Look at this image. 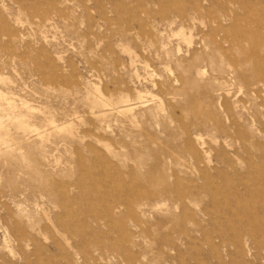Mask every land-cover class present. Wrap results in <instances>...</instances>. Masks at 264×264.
Returning <instances> with one entry per match:
<instances>
[{"label":"rangeland","instance_id":"1","mask_svg":"<svg viewBox=\"0 0 264 264\" xmlns=\"http://www.w3.org/2000/svg\"><path fill=\"white\" fill-rule=\"evenodd\" d=\"M0 128V264H264V0H0Z\"/></svg>","mask_w":264,"mask_h":264},{"label":"bare ground","instance_id":"2","mask_svg":"<svg viewBox=\"0 0 264 264\" xmlns=\"http://www.w3.org/2000/svg\"><path fill=\"white\" fill-rule=\"evenodd\" d=\"M127 47H128V46H127ZM124 49H125V48H124ZM133 54H134V53H133ZM127 55H128V54H127ZM2 77H3V76H2ZM135 77H136V76H135ZM5 79H6V78H5ZM5 82H6V81H5ZM4 84H5V83H4ZM147 85H148V84H147ZM97 92H98V91H97ZM3 99H4V97H3ZM7 101H8V100H7ZM7 101H6V103H8ZM15 118H16V117H15ZM21 118H22V117H21ZM6 119H7V118H6ZM27 120H28V119H27ZM16 121H17V120H16ZM29 121H30V120H29ZM22 122H23V121H22ZM24 124H25V122H24ZM24 124H23V125H24ZM22 127H23V126H22ZM26 127H27V126H26ZM23 129H25V128H23ZM2 131H3L2 128H0V134L2 133ZM30 131H31V129H30ZM42 132H44V131H42ZM45 132H46V131H45ZM19 133H20V132H19ZM21 133H22V132H21ZM29 133H30V132H29ZM38 133H39V132H38ZM39 134H40V133H39ZM39 134H38V135H39ZM43 134H44V133H43ZM44 136H45V135H44ZM1 137H2V135H0V138H1ZM45 137H46V136H45ZM5 139H6V138H5ZM36 139H37V138H36ZM25 141H26V140H25ZM41 145H42V144H41ZM15 206H16V205H15Z\"/></svg>","mask_w":264,"mask_h":264}]
</instances>
